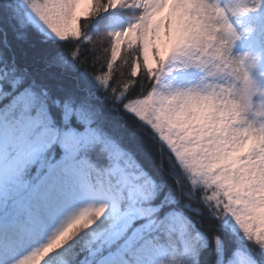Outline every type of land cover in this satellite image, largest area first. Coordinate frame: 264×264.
<instances>
[{
  "label": "snow or ice",
  "instance_id": "obj_1",
  "mask_svg": "<svg viewBox=\"0 0 264 264\" xmlns=\"http://www.w3.org/2000/svg\"><path fill=\"white\" fill-rule=\"evenodd\" d=\"M119 3L0 2V264H153L154 252L164 246L162 239L183 249L191 264H201V253L208 248L212 264H261L256 252L264 256V168L259 162L244 172L222 161L225 171L209 181L214 189L209 200L223 205L222 214L213 219L235 238L229 251L132 151L97 124L87 105L54 96L25 62L27 52L17 53L18 45L34 36L48 44L78 35L82 19ZM160 3L152 17L162 25L155 47L163 59L183 33L172 0ZM260 8L264 0H253L251 7L245 3L237 12L256 13ZM240 35L232 32L234 39ZM55 58V51L42 52L41 60L49 65ZM250 148L251 142L240 145L229 159H239ZM85 183L100 201L94 209L97 219L75 238L64 233L67 243L60 240L33 251L69 194Z\"/></svg>",
  "mask_w": 264,
  "mask_h": 264
},
{
  "label": "trees",
  "instance_id": "obj_2",
  "mask_svg": "<svg viewBox=\"0 0 264 264\" xmlns=\"http://www.w3.org/2000/svg\"><path fill=\"white\" fill-rule=\"evenodd\" d=\"M8 3L9 0H0ZM107 3V0H105ZM245 24L261 36L259 52L264 58V9L244 16ZM143 16L138 0H121L116 6L82 19L76 39H53L41 43L34 36L27 44H19L17 53L24 57L38 78H43L53 95L69 98L87 105L97 124L111 132L128 150L132 151L143 168L171 192L181 204L188 205L189 215L209 232L219 235L231 251L234 237L213 219L223 212V205L209 200L213 188L208 178L196 177L187 164L180 163L168 143L183 144L175 134L159 126L151 98L156 90L158 72H150L141 57ZM52 50L56 58L49 65L41 60L42 52ZM44 63L43 67H39ZM42 77H41V76ZM264 157L258 144L251 141L250 150L239 158L247 168ZM100 188L101 185L98 184ZM103 187H107L106 184ZM67 205L58 212L53 226L41 237L47 247L60 240L67 243L64 233L75 238L87 231L89 221H95L94 209L100 206L93 190L85 183L69 194ZM163 247L153 254V264H191L179 246L160 242ZM79 240L76 241V246ZM257 259L264 264V256ZM213 252L201 253V264H212Z\"/></svg>",
  "mask_w": 264,
  "mask_h": 264
},
{
  "label": "rangeland",
  "instance_id": "obj_3",
  "mask_svg": "<svg viewBox=\"0 0 264 264\" xmlns=\"http://www.w3.org/2000/svg\"><path fill=\"white\" fill-rule=\"evenodd\" d=\"M245 3L251 7L253 0H172L183 34L162 59L155 47L162 25L152 17L160 0H138L141 57L148 71L158 72L151 106L159 126L183 142L166 143L196 177L211 180L225 171L222 161L237 171L251 170L257 162L242 168L239 159H229L240 145L255 141L264 152V58L260 33L245 24L247 13L237 12ZM232 32L243 35L234 39ZM258 162L264 168V157ZM212 164L216 168L210 170ZM52 226L53 221L44 231Z\"/></svg>",
  "mask_w": 264,
  "mask_h": 264
}]
</instances>
